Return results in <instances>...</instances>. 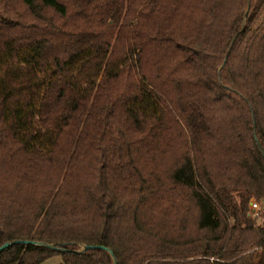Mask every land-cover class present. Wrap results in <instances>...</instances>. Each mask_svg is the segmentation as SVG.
I'll list each match as a JSON object with an SVG mask.
<instances>
[{
	"label": "trees",
	"instance_id": "obj_1",
	"mask_svg": "<svg viewBox=\"0 0 264 264\" xmlns=\"http://www.w3.org/2000/svg\"><path fill=\"white\" fill-rule=\"evenodd\" d=\"M251 200L264 0H0V245L62 249L0 264H264Z\"/></svg>",
	"mask_w": 264,
	"mask_h": 264
},
{
	"label": "water",
	"instance_id": "obj_2",
	"mask_svg": "<svg viewBox=\"0 0 264 264\" xmlns=\"http://www.w3.org/2000/svg\"><path fill=\"white\" fill-rule=\"evenodd\" d=\"M262 209L264 210V201L262 204ZM13 243H25V244H40L42 246L48 247V248H52L55 250H62L60 249L57 245L55 244H51V243H47V242H37V241H32V240H13V241H6L4 242L2 245H0V253L7 247H9L10 245H12ZM98 248H103L106 250H109L107 247H105L104 245L101 244H93V245H83V249H98ZM79 251V250H77ZM114 264H116V262L114 261Z\"/></svg>",
	"mask_w": 264,
	"mask_h": 264
},
{
	"label": "built area",
	"instance_id": "obj_3",
	"mask_svg": "<svg viewBox=\"0 0 264 264\" xmlns=\"http://www.w3.org/2000/svg\"><path fill=\"white\" fill-rule=\"evenodd\" d=\"M249 207H250L249 215H251L252 217H258L260 211L262 210V205L255 200H251L249 202Z\"/></svg>",
	"mask_w": 264,
	"mask_h": 264
},
{
	"label": "rangeland",
	"instance_id": "obj_4",
	"mask_svg": "<svg viewBox=\"0 0 264 264\" xmlns=\"http://www.w3.org/2000/svg\"><path fill=\"white\" fill-rule=\"evenodd\" d=\"M82 248H83V245H78V249H82ZM258 254H259V258H260L261 256H263L264 251L263 250L259 251ZM41 264H62V262H61L60 257H55V258L48 259Z\"/></svg>",
	"mask_w": 264,
	"mask_h": 264
}]
</instances>
